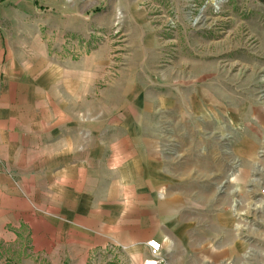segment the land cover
Returning a JSON list of instances; mask_svg holds the SVG:
<instances>
[{"label":"crops","instance_id":"obj_1","mask_svg":"<svg viewBox=\"0 0 264 264\" xmlns=\"http://www.w3.org/2000/svg\"><path fill=\"white\" fill-rule=\"evenodd\" d=\"M1 20L0 232L29 234L44 263L87 264L117 246L115 264H142L146 241L156 239L163 264H264V208L249 189L264 183L259 137L231 142L229 208L214 207L213 225H184L178 194L166 192L173 177L162 168L158 129L141 125L152 111L139 86L147 71L132 75L130 90L119 77L109 83L105 63L89 56L67 71L48 64L44 44L31 51L11 44ZM111 99L121 107L110 110ZM253 114L264 127V108Z\"/></svg>","mask_w":264,"mask_h":264},{"label":"rangeland","instance_id":"obj_2","mask_svg":"<svg viewBox=\"0 0 264 264\" xmlns=\"http://www.w3.org/2000/svg\"><path fill=\"white\" fill-rule=\"evenodd\" d=\"M4 1L1 26L11 44L30 51L44 44L50 65L68 71L89 56L125 90L133 88L132 75L147 71L139 86L152 111L141 125L158 129L162 168L173 177L167 191L163 179L160 192L178 194L180 223L213 225L214 207L232 201L231 142L259 137L254 152L259 160L264 155V127L253 114L264 108V0ZM116 89L110 86L111 97ZM121 104L111 99L108 107ZM263 185L249 187L254 202ZM4 229L0 264H53L33 252L29 234ZM118 248L91 255L87 264L117 263Z\"/></svg>","mask_w":264,"mask_h":264},{"label":"built area","instance_id":"obj_3","mask_svg":"<svg viewBox=\"0 0 264 264\" xmlns=\"http://www.w3.org/2000/svg\"><path fill=\"white\" fill-rule=\"evenodd\" d=\"M258 200L260 206L264 208V185L260 188L258 193ZM146 248L148 249L149 257L143 261L142 264H163L164 259L161 254L162 243L156 239H150L145 243Z\"/></svg>","mask_w":264,"mask_h":264}]
</instances>
